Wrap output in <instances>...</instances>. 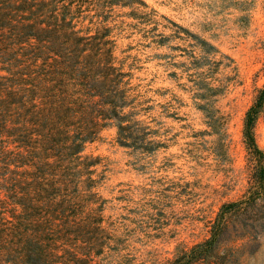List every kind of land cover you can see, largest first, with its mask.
<instances>
[{
	"label": "rangeland",
	"instance_id": "obj_1",
	"mask_svg": "<svg viewBox=\"0 0 264 264\" xmlns=\"http://www.w3.org/2000/svg\"><path fill=\"white\" fill-rule=\"evenodd\" d=\"M59 5L81 35H104L124 74L123 113L137 137L136 145L122 143L118 119H109L80 153L88 168L69 157L59 163L69 193H78L75 216L91 218L68 232L75 240L80 231L74 242L88 246L92 264H167L210 237L222 205L251 185L245 124L264 90V0ZM11 119L9 127L20 125ZM12 133L0 136L6 156L16 150ZM254 135L264 152V102ZM241 219L231 218L226 237H236ZM261 230L235 239L236 264H264Z\"/></svg>",
	"mask_w": 264,
	"mask_h": 264
},
{
	"label": "trees",
	"instance_id": "obj_2",
	"mask_svg": "<svg viewBox=\"0 0 264 264\" xmlns=\"http://www.w3.org/2000/svg\"><path fill=\"white\" fill-rule=\"evenodd\" d=\"M106 43L100 33L81 35L59 0H0V136L17 132L16 150L6 156L0 149V264H92L88 246L74 242L80 231L75 240L68 232L84 229L91 218L75 216L78 193H69L59 163L69 157L88 168L80 153L113 118L120 141L137 144L123 113L124 74ZM263 102L264 90L246 116L254 164L247 193L222 205L210 237L180 249L167 264H236L235 239L263 234L264 152L254 135ZM14 114L21 123L11 128ZM233 216L242 217V225L230 239Z\"/></svg>",
	"mask_w": 264,
	"mask_h": 264
}]
</instances>
